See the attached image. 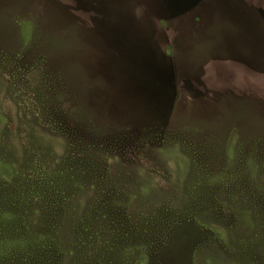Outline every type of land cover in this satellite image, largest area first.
<instances>
[{
	"label": "rangeland",
	"instance_id": "rangeland-1",
	"mask_svg": "<svg viewBox=\"0 0 264 264\" xmlns=\"http://www.w3.org/2000/svg\"><path fill=\"white\" fill-rule=\"evenodd\" d=\"M16 201L29 228L57 216L64 264L164 218L182 240L136 264H264V0H0V203Z\"/></svg>",
	"mask_w": 264,
	"mask_h": 264
},
{
	"label": "trees",
	"instance_id": "trees-1",
	"mask_svg": "<svg viewBox=\"0 0 264 264\" xmlns=\"http://www.w3.org/2000/svg\"><path fill=\"white\" fill-rule=\"evenodd\" d=\"M38 185V189L45 191L47 188H54L53 186L58 187L60 184L55 182L54 185V181H51L50 179L46 180L43 184L39 183ZM62 185L66 187L68 184L63 183ZM64 187L62 188L64 189ZM21 203V201L0 203V264H64L66 250L57 237V231L55 228V219L57 216L42 215L41 218L47 225L40 228H29L27 223L29 222L28 216L19 211L18 208L22 205ZM104 203L106 206L107 201H102L98 207H96V210L92 212L97 213L102 211L101 207ZM110 205L114 207L115 210L113 214L111 213L109 215V217L113 218L117 216L120 217L119 219L122 221L121 216H118L124 214L122 207L118 202H111ZM56 207L58 208L59 206L56 205ZM4 208H8L9 210ZM90 214L86 212L80 219L84 234H88L90 230L91 220L93 218ZM107 214L108 213L104 215L107 216ZM176 220L164 218L154 222L157 224V227L151 232H154L155 235L152 233L149 234V232L145 230L146 234L142 238L146 239V242H148L143 243L142 245L119 246V243L114 245L113 242L109 248L107 247V252L112 253L104 255L105 257H101L95 264H136V259L132 257L134 256L132 250H139L141 256H143L147 250H153L152 248H154V253L158 254L159 245H157L158 240L156 236H162V242L170 240L172 243H180L182 239L179 238L176 240L177 237L175 239V236H173V233L175 232L176 234L177 232V227L182 225H180L181 221L176 225ZM132 231V227L126 225L125 233L119 237H114L113 239L115 241L120 238H125L126 241L127 239L131 240L130 235ZM178 232L180 233L179 230ZM117 252H119L118 254L121 256L119 259L113 257ZM257 256H259V252L257 253ZM256 258L257 257L254 259L255 262L260 261ZM74 262H76V260H74Z\"/></svg>",
	"mask_w": 264,
	"mask_h": 264
}]
</instances>
